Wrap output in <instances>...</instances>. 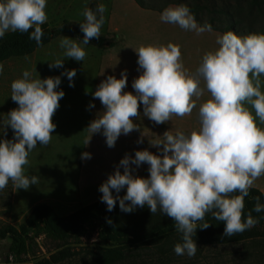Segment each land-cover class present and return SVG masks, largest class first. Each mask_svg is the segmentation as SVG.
<instances>
[{"label":"clouds","instance_id":"1","mask_svg":"<svg viewBox=\"0 0 264 264\" xmlns=\"http://www.w3.org/2000/svg\"><path fill=\"white\" fill-rule=\"evenodd\" d=\"M47 0H0V38L7 32H29V39L41 43V25L47 19ZM106 6L98 4L95 10L86 8L80 30V43L64 36L60 47L64 57L83 61L85 48L92 38L101 35L105 23ZM161 21L176 24L197 34L210 30V25H199L187 5L179 4L162 10ZM219 47L205 53L194 73L184 67L180 46L148 44L134 48L138 54L141 74L132 81L134 92L123 91L128 76L109 75L93 92L104 106V111L87 127L92 135L101 132L108 147H113L121 134L139 129L133 118L143 116L156 124L170 120L173 115L185 116L197 106L205 92L209 98L200 103V126L190 133L166 131L163 139L150 141L162 154L148 149L125 154L114 173L110 174L98 191L101 202L112 211L119 201L121 211L132 212L138 206H147L154 214L159 209L173 219L181 242L174 245L176 255L194 256L197 251L198 222L206 213L225 224V236L254 227L258 218L251 213L244 216V198L254 181L264 175V33L239 35L227 31L217 37ZM64 59L49 63V68L63 67ZM4 66L0 63V73ZM76 70H65L60 76L33 78L25 69L21 78L11 83V99L18 104L0 121L4 129L13 130V139H0V190L11 180L17 189H28L37 184V175H27L25 166L29 153L37 146L47 145L56 124L52 117L59 108L65 92L58 86L66 76L73 86ZM89 107H94L90 104ZM143 135V134H142ZM143 143V138L137 140ZM162 146V147H161ZM82 159L91 153L83 152ZM149 165L150 175H133L141 164ZM135 166V167H133ZM121 167L123 172H121ZM126 193L120 196L122 189ZM115 191V195L113 194ZM238 193L237 195H230ZM254 211H264V203L255 198ZM129 203H125V202ZM111 223V220H108ZM210 223H200L206 229Z\"/></svg>","mask_w":264,"mask_h":264},{"label":"rangeland","instance_id":"2","mask_svg":"<svg viewBox=\"0 0 264 264\" xmlns=\"http://www.w3.org/2000/svg\"><path fill=\"white\" fill-rule=\"evenodd\" d=\"M144 1L160 4L163 0ZM237 1L199 0V3L207 5V8L199 11V16L202 20L208 21L214 17L215 5L217 7L235 5ZM101 3L106 6L101 35L110 37L111 33H115L116 37V44L111 48L103 50L89 42L88 45H82L87 53L83 61L66 58L63 55L64 49L60 47V40L66 36L80 43L82 39L72 33H63L30 54L13 56L1 62L4 70L0 73V121L6 120L7 114L18 107L11 99V83L21 78L25 69L32 73L33 78L41 79L60 76L65 70L72 69L76 70V75L73 77L71 87L68 78L61 76L58 90L62 89L65 95L60 99V106L52 117L56 124L52 138L47 145H40L38 142L29 153V163L25 166V172L29 176L37 175L38 183L30 185L28 189H17L10 180L7 186L0 190V229L8 224L18 226L25 222L34 206L40 203L51 205L65 221L68 215L78 209L101 202L102 193L98 188L110 174L114 173L125 154L134 156L135 151L144 149L157 154L158 148L150 144V141L156 140L155 138L148 137L143 143L117 139L113 147H108L102 131L92 135L89 144L84 146L85 137L91 135L85 127V120L91 111L89 105H95L91 121L104 111L100 100L93 96L101 81L109 75L120 78L121 72L126 71L128 82L123 91L134 92L132 81L142 72L138 68V54L134 48L148 44L167 45L169 42L177 44L180 46L184 67L194 73L202 62L203 55L219 47L217 37L222 35V32L210 29L197 34L176 24L163 22L160 19L162 11L144 8L136 0H47L46 22L51 27L61 25L64 20L82 23L85 20L84 10L86 8L95 10ZM175 6L176 4H170L168 7ZM58 58L64 59L63 67L49 68V63ZM260 79L261 86L264 87V76ZM208 98L209 94L205 92L197 100V104ZM145 118L140 113L139 117L133 119L138 121ZM13 136L11 127L4 129L3 123H0V139H13ZM83 152L91 153V158L84 159V163L81 158ZM148 168L149 165L143 163L135 169L133 175L147 178L150 175ZM120 170L123 172L122 167ZM125 193L126 187L119 195L123 196ZM113 194L115 195L114 190ZM112 211L118 222L130 224L135 229L147 227L158 212L157 210L153 214L149 208L142 209L139 206L132 212H124L119 207V201ZM36 229L32 228L30 231L34 240L29 253L14 258L13 261L9 260L8 263L3 259L11 237L0 240V264H37L40 261L50 264H98L95 247L98 241L96 220L88 221L87 232L80 240L68 243L38 233ZM181 237L182 234H179L171 240L178 243L181 242ZM193 239L197 243L194 256L176 255L173 251L172 260L167 264H264V225L256 224L245 235L237 238L224 237L220 232H208L194 235ZM156 249V247L138 249L140 257L126 260L124 264H154L149 262L146 256L149 253H158L159 249Z\"/></svg>","mask_w":264,"mask_h":264},{"label":"trees","instance_id":"3","mask_svg":"<svg viewBox=\"0 0 264 264\" xmlns=\"http://www.w3.org/2000/svg\"><path fill=\"white\" fill-rule=\"evenodd\" d=\"M136 1L144 8L157 11H162L170 4L187 5L199 25H210L211 29L222 33L227 31H233L239 35L264 33V0H238L235 5L226 4L223 7L215 5L213 12L216 15L214 14V17L208 21L202 20L199 16V11L207 8V5L199 3V0H195L193 3L186 0H163L160 4H150L144 0ZM245 12H247L248 18H246ZM41 28L43 35L40 44H37L34 39H29V33L32 29L25 33L7 32L4 37L0 38V63L13 56L30 54L60 34L72 33L80 39H83L84 35L80 30V23H72L69 20H64L61 25L55 27H51L45 22ZM110 37L100 35L98 38H92L89 42L101 48H108L114 46L116 40L115 33H111ZM237 194L232 193L230 195ZM256 197L260 198V203H264V192L250 187L248 196L244 198V216L246 217L247 214L251 213L254 218H258L257 224L264 225V211L259 213L254 211V206L257 203ZM104 204L97 202L80 208L68 215L65 221L59 217L51 205L47 203L37 204L25 222L18 226L8 224L0 229V240L8 236L11 237L3 261L8 263L10 255L17 258L29 253L34 240L30 235L32 228H37L38 233H44L54 239L68 243L69 241H78L86 234L87 223L90 220L98 222V241L95 243L98 264H124L126 260L140 257V252H137L138 249L151 247H156L159 252L149 253L146 256L149 262L167 264L172 260L171 255L176 243L171 239L181 234L176 230L172 218L164 215L158 209L157 214L153 216L147 227L135 229L130 224L118 222L114 212L108 211ZM140 208L148 207L142 206ZM108 220H111V223H108ZM203 222L210 223V226L206 229H199L200 223ZM224 227V222L214 219L211 213H206L204 221L198 222L195 236L208 232H220L225 237L223 235ZM248 230L250 229L226 237L237 238L245 235ZM37 264L50 263L40 261Z\"/></svg>","mask_w":264,"mask_h":264},{"label":"crops","instance_id":"4","mask_svg":"<svg viewBox=\"0 0 264 264\" xmlns=\"http://www.w3.org/2000/svg\"><path fill=\"white\" fill-rule=\"evenodd\" d=\"M115 44H116V40H115ZM108 48H102V49L105 50ZM96 87H97V85H96ZM262 91H264V87H262ZM199 105L200 104H197V106L193 109V111L190 114H187V115L182 116V117L173 115L169 121L164 122V123H160V124L154 123L153 121H151L147 117L145 119H141L138 121L135 120L134 122L137 123L140 128L137 130L131 131L127 135L121 134L118 137V140H125V141H129L130 143L137 142V140L140 139L141 137L143 138V140L148 138V137L155 138L156 140L157 139L162 140L163 139L162 135L166 131H171V132L175 133L177 130H181V131H185L186 133H190L193 130H197L200 126L199 116H198ZM90 109H91V111L87 115V118L85 120L86 129L91 122L92 115L94 114V107H91ZM138 111L141 113V115H143V105L142 104L140 105ZM55 116L57 117V115H55ZM64 116H68V115H64ZM69 118H70V116H69ZM148 126H151V127H148ZM156 153L162 154L159 152V150H157ZM83 163H84V159H83ZM83 163H82V167H83ZM82 167H81V169H82ZM81 178H82L81 180L84 182L82 176H81ZM251 187L257 188V189L264 192V175H261L260 177H258L254 181V183Z\"/></svg>","mask_w":264,"mask_h":264},{"label":"built area","instance_id":"5","mask_svg":"<svg viewBox=\"0 0 264 264\" xmlns=\"http://www.w3.org/2000/svg\"><path fill=\"white\" fill-rule=\"evenodd\" d=\"M14 258H15V257H14L13 255H10V256H9V260H10V261H13Z\"/></svg>","mask_w":264,"mask_h":264}]
</instances>
